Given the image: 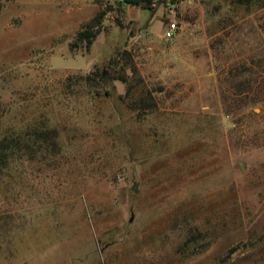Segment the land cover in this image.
Listing matches in <instances>:
<instances>
[{"label":"rangeland","instance_id":"1","mask_svg":"<svg viewBox=\"0 0 264 264\" xmlns=\"http://www.w3.org/2000/svg\"><path fill=\"white\" fill-rule=\"evenodd\" d=\"M150 7L0 0V136L56 133L2 178L0 264H264V5Z\"/></svg>","mask_w":264,"mask_h":264},{"label":"trees","instance_id":"2","mask_svg":"<svg viewBox=\"0 0 264 264\" xmlns=\"http://www.w3.org/2000/svg\"><path fill=\"white\" fill-rule=\"evenodd\" d=\"M242 4H249L251 0H236ZM264 5V0H257ZM151 0H123L121 4L142 5L150 7ZM104 11H98L89 20L84 22L80 29L75 33L70 48L82 47L89 49L96 35L100 32V26ZM91 74L84 76L89 79ZM81 78H83L81 76ZM56 133L54 129H48L33 121L30 125L25 126L22 131H15L12 128L3 132L0 136V184L3 183L2 178H7L10 183L17 176V164L23 161H32V157L39 146L47 148L49 145L55 144ZM44 148V149H46Z\"/></svg>","mask_w":264,"mask_h":264},{"label":"built area","instance_id":"3","mask_svg":"<svg viewBox=\"0 0 264 264\" xmlns=\"http://www.w3.org/2000/svg\"><path fill=\"white\" fill-rule=\"evenodd\" d=\"M122 2L123 0H118ZM179 29V24L175 19H169L165 29L163 30L162 37L164 39H171L174 37Z\"/></svg>","mask_w":264,"mask_h":264},{"label":"water","instance_id":"4","mask_svg":"<svg viewBox=\"0 0 264 264\" xmlns=\"http://www.w3.org/2000/svg\"><path fill=\"white\" fill-rule=\"evenodd\" d=\"M132 35H133V33L130 32V33H129V36H132Z\"/></svg>","mask_w":264,"mask_h":264}]
</instances>
